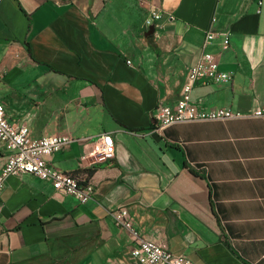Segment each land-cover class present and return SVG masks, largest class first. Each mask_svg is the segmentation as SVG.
Returning a JSON list of instances; mask_svg holds the SVG:
<instances>
[{
  "label": "crops",
  "instance_id": "obj_1",
  "mask_svg": "<svg viewBox=\"0 0 264 264\" xmlns=\"http://www.w3.org/2000/svg\"><path fill=\"white\" fill-rule=\"evenodd\" d=\"M203 52L232 79L196 80L191 100L240 115L156 131ZM0 102L33 139L72 136L49 160L93 186L82 203L8 176L0 264H134L132 236L110 215L119 206L193 264H264V0H0ZM102 133L114 156L94 162ZM7 153L0 141V167Z\"/></svg>",
  "mask_w": 264,
  "mask_h": 264
},
{
  "label": "built area",
  "instance_id": "obj_2",
  "mask_svg": "<svg viewBox=\"0 0 264 264\" xmlns=\"http://www.w3.org/2000/svg\"><path fill=\"white\" fill-rule=\"evenodd\" d=\"M153 18H158L157 12H152ZM222 48L229 43V34L220 32ZM216 33L206 34L205 46ZM130 64V60H126ZM220 83L230 81L232 74L219 68L216 54L203 52L197 61L188 68L182 84L180 96L173 105H161L155 115V130L162 131L165 127L176 123L197 121H222L239 116L229 108L215 107L203 109L191 100V91L196 80ZM255 115H262L256 110ZM75 140L68 134H49L38 139L29 135V128L24 123H14L5 114V108L0 102V141L5 145L8 153L0 167V194L5 180L10 175L31 174L40 179L50 181L56 192L74 196L80 202L91 198L93 186L81 180L78 176L61 171L53 166L49 157L56 151L66 147ZM83 141L88 140L82 138ZM93 147L88 153L94 162H104L114 156L115 144L110 133H102L96 139L89 141ZM84 157V156H83ZM2 202L0 201V211ZM112 219L118 227L128 231L133 239L131 254L134 264H193L184 254L170 251L165 245L148 240L135 230L128 209L119 206L110 212Z\"/></svg>",
  "mask_w": 264,
  "mask_h": 264
},
{
  "label": "water",
  "instance_id": "obj_3",
  "mask_svg": "<svg viewBox=\"0 0 264 264\" xmlns=\"http://www.w3.org/2000/svg\"><path fill=\"white\" fill-rule=\"evenodd\" d=\"M154 29L153 25H150L148 33L152 32Z\"/></svg>",
  "mask_w": 264,
  "mask_h": 264
},
{
  "label": "trees",
  "instance_id": "obj_4",
  "mask_svg": "<svg viewBox=\"0 0 264 264\" xmlns=\"http://www.w3.org/2000/svg\"><path fill=\"white\" fill-rule=\"evenodd\" d=\"M92 169L91 170H88V175H90L91 173H92ZM74 175V174H73ZM86 181H84V183H85Z\"/></svg>",
  "mask_w": 264,
  "mask_h": 264
}]
</instances>
